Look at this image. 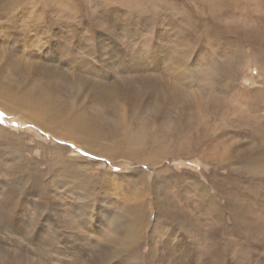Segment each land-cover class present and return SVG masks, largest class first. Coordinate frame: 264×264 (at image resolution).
I'll use <instances>...</instances> for the list:
<instances>
[{
	"label": "rangeland",
	"instance_id": "rangeland-1",
	"mask_svg": "<svg viewBox=\"0 0 264 264\" xmlns=\"http://www.w3.org/2000/svg\"><path fill=\"white\" fill-rule=\"evenodd\" d=\"M5 88L0 264H264V0H0Z\"/></svg>",
	"mask_w": 264,
	"mask_h": 264
},
{
	"label": "bare ground",
	"instance_id": "bare-ground-1",
	"mask_svg": "<svg viewBox=\"0 0 264 264\" xmlns=\"http://www.w3.org/2000/svg\"><path fill=\"white\" fill-rule=\"evenodd\" d=\"M176 86V83H174L173 84V86L172 87H175ZM132 89V88H131ZM174 90V89H173ZM184 94V93H183ZM33 95H35V94H33ZM33 95L32 94H30V93H28V92H20V91H13V90H11L10 88H5V89H0V105L2 104L1 103V100H15L16 102H18L19 104H23L25 107L26 106H36L37 105V107H40L41 106V103H38L37 102V100H33ZM185 95V94H184ZM3 98H6V99H3ZM179 98L180 99H182V96H181V94H179ZM179 98H177V99H179ZM186 98V97H185ZM22 105V106H23ZM182 114H184V113H182ZM192 117L195 119V126L196 127H198V125H200L201 124V122L202 121H200L198 118H197V115H192ZM192 117L190 118V122H191V120H192ZM202 118H203V116H202ZM182 119V118H181ZM33 122V121H32ZM34 123V122H33ZM59 123V122H58ZM185 123H188V120H187V118L186 117H184L183 118V121H182V124L184 125V130L186 129V127H185ZM61 124V123H60ZM75 124V123H74ZM63 126V125H62ZM113 127V126H112ZM189 128H190V126H188ZM59 128H61V126L59 127ZM88 128V129H87ZM177 128V127H176ZM92 129H94L93 127H92ZM148 130V129H147ZM0 131H2L1 129H0ZM75 131H77V132H79V133H81L82 135H87V136H90V134H89V131H90V128H89V126L87 127L85 124H83L82 123V121H79L78 122V124L77 125H75ZM132 131V130H131ZM145 131V130H144ZM164 132V131H163ZM131 133V132H130ZM156 133V132H155ZM166 133V132H165ZM4 134V133H3ZM153 134V133H152ZM0 135H1V133H0ZM94 135V134H93ZM92 135V137H96V135H94L93 136ZM7 136V135H6ZM142 136L143 135H139V137L137 136L136 137V141H138V142H141V140L144 142V140L142 139ZM157 136V135H156ZM130 137V136H129ZM133 137V136H132ZM205 137V135H204V131L202 132V134H201V139L202 138H204ZM155 138V137H154ZM2 139V138H1ZM77 139V138H76ZM201 141H203V140H201ZM201 141H198L197 139H195V141H193V140H189V142L191 143V142H195V143H198V142H201ZM78 142H80L79 140H78ZM77 142V143H78ZM146 142V141H145ZM156 142V141H155ZM14 143H15V141H14ZM16 144V143H15ZM84 144V143H83ZM25 146V145H24ZM87 146V145H86ZM13 147V146H12ZM26 148V147H25ZM92 150V149H91ZM97 150V149H96ZM54 151H55V149H54ZM100 151V150H99ZM21 152H22V150H21ZM12 153V152H11ZM15 153V152H14ZM13 153V155H15ZM108 153V152H107ZM16 154H18V153H16ZM23 154H24V152H23ZM55 154V153H54ZM21 155H22V153H21ZM56 155H58V154H56ZM56 157H58V156H56ZM21 158V157H20ZM78 158V157H77ZM79 159V158H78ZM22 160V159H21ZM57 160V159H56ZM26 161V160H25ZM67 161H69V160H67ZM72 163H73V161H72V159L70 160ZM27 162V161H26ZM29 162V161H28ZM58 162V161H57ZM33 163V162H32ZM71 163V164H72ZM13 164V163H12ZM29 164V163H28ZM60 164V163H59ZM58 164V165H59ZM61 164H63V163H61ZM66 164V163H65ZM55 165H56V163H55ZM69 165H70V162H69ZM65 166V165H64ZM77 166V165H76ZM8 167H10V166H8ZM54 167V166H53ZM26 168V167H25ZM61 168V167H60ZM62 169H64L63 167H62ZM67 169V168H66ZM70 169V168H69ZM16 170H20V171H22L23 172V165H19V166H16V167H14L13 168V171H16ZM70 171V170H69ZM75 171V170H74ZM21 172V173H22ZM73 172V171H72ZM66 173H67V171H66ZM71 173V172H70ZM77 173V172H76ZM69 174V173H68ZM67 174V175H68ZM61 175V174H60ZM70 175V174H69ZM21 176H23L22 174H21ZM66 176V175H65ZM75 177L77 178V176L75 175V174H73L71 177H70V179H71V181H74L75 182ZM54 178V177H53ZM36 181V180H35ZM34 181V182H35ZM195 183H197V182H195ZM215 183H217V181L215 182ZM17 186H11V187H13V188H15V189H17V190H21L22 188H23V184H20V186L18 185V183L16 182L15 183ZM74 184V183H73ZM32 185L33 186H37V184H36V182L35 183H32ZM9 186V185H8ZM142 186V185H141ZM202 186V185H201ZM217 186V185H216ZM76 187V184L74 185V187L73 188H75ZM203 187V186H202ZM201 187V191H199L200 193H199V195L203 198V199H206V200H211L210 199V196H209V194L206 192V191H204V188H202ZM199 190V189H198ZM216 200V199H215ZM203 201V200H202ZM212 201V200H211ZM142 204V203H141ZM140 206V205H139ZM249 206V205H248ZM164 209H165V211L163 210V209H158V212L160 213V215H162L163 217H170L171 219H173V220H176L177 219V216L176 215H174V214H172V212L170 211V210H167V208H165L164 207ZM245 209H247V208H245ZM243 210H244V208H239L238 209V211L241 213V212H243ZM124 211H125V216L123 215V217H124V220H126L125 221V225H126V227L128 228V232L132 235L131 236V239H134V240H138V239H136V238H138L139 237V235L138 236H136V234L141 230V224H142V219L143 218H145L144 217V215H142L140 212H139V208L137 209V207H135V208H133L131 211H129L128 209H124ZM178 218H182V217H179L178 216ZM133 240V241H134ZM124 245V244H123ZM121 249V248H120ZM117 252V251H116ZM120 252V251H119ZM260 260V259H259ZM259 260H258V262H259Z\"/></svg>",
	"mask_w": 264,
	"mask_h": 264
}]
</instances>
